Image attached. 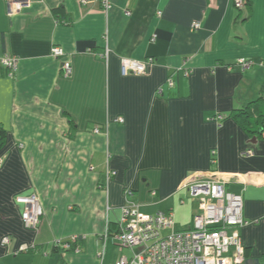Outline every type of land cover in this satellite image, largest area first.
Segmentation results:
<instances>
[{"label":"crops","instance_id":"0c3cea01","mask_svg":"<svg viewBox=\"0 0 264 264\" xmlns=\"http://www.w3.org/2000/svg\"><path fill=\"white\" fill-rule=\"evenodd\" d=\"M109 1L106 12L97 0H32L10 16L0 0V60L18 59L14 78L0 62V264H115L124 250L109 225L125 191L141 212L174 216L189 180L243 195L244 264H264V133L236 116L264 113V0L241 10L236 0ZM60 7L72 24L55 17ZM54 46L67 53L68 77ZM123 59L153 64L126 76ZM240 59L256 65L242 71ZM32 194L44 210L38 231L16 202ZM72 237L81 253L54 251Z\"/></svg>","mask_w":264,"mask_h":264},{"label":"built area","instance_id":"2783aa9c","mask_svg":"<svg viewBox=\"0 0 264 264\" xmlns=\"http://www.w3.org/2000/svg\"><path fill=\"white\" fill-rule=\"evenodd\" d=\"M81 5H87L93 0H79ZM8 14L13 16L31 7L32 0H6ZM106 12L112 5L109 0H97ZM245 0H236L237 9L245 7ZM129 14V13H127ZM161 15V13H159ZM193 28L200 29V23H194ZM51 54L62 61V74L68 77L72 74L71 62L67 53L61 47L54 46ZM8 71V76L14 78L18 69V59L5 56L0 60ZM153 64V59L136 61L123 59L121 62L124 75H145ZM253 61L240 59L236 66L242 71L252 69ZM260 66H264L263 63ZM189 72H185L188 75ZM169 87L174 86L172 80ZM123 122V119H119ZM99 132V131H96ZM215 154V152L213 153ZM252 156L253 151L244 153ZM216 163V162H215ZM2 163L0 162V168ZM111 175L108 174V181ZM192 201L197 206L192 227L186 230H176L172 213H157L145 215L140 207L129 198L133 196L130 189L125 191L126 205L122 208L120 221L115 231H109L115 242L122 249H130L131 256H121L115 264H244L246 262L245 248L242 245L240 230L248 225L244 217V197L227 190V185L221 181H194L184 184ZM155 192L152 193L155 196ZM16 202L23 205L22 222L27 229L38 231L44 210L41 200L36 194L19 197ZM183 203V202H182ZM108 231V232H109ZM110 233L109 236H110ZM107 234V236H108ZM70 243L58 242L64 251L74 250L81 253L82 239L72 237ZM8 239L4 240L7 243ZM27 251L28 248H23ZM103 254L100 255L102 258Z\"/></svg>","mask_w":264,"mask_h":264},{"label":"trees","instance_id":"16d2710c","mask_svg":"<svg viewBox=\"0 0 264 264\" xmlns=\"http://www.w3.org/2000/svg\"><path fill=\"white\" fill-rule=\"evenodd\" d=\"M249 3H247L248 6ZM53 14L55 15L56 18L62 19L61 23L65 25H70L72 22L70 19L67 17L66 12L63 7L57 8L53 11ZM241 113H237V119L241 120V123L244 127L245 130H247L250 134L252 135H262L264 133V113L259 115L258 119H253L249 111H240ZM244 120V121H243ZM7 138L8 134L7 131L0 127V152L4 149L6 143H7ZM116 225L115 224H110V231H115ZM62 245L70 243V240H64L61 241ZM82 242V241H81ZM64 251L60 245H56L54 247V251ZM72 251V250H69Z\"/></svg>","mask_w":264,"mask_h":264},{"label":"rangeland","instance_id":"374dc122","mask_svg":"<svg viewBox=\"0 0 264 264\" xmlns=\"http://www.w3.org/2000/svg\"><path fill=\"white\" fill-rule=\"evenodd\" d=\"M190 195L187 193V196L185 194H183L182 198L186 199L187 203L184 207H180V206H177L176 207H173L175 213H174V222H175V229L176 230H184L186 229L187 227H189L190 223H191V220H192V198L189 197ZM155 207L153 208H147L142 211L143 214L145 215H149V214H154L157 211H155ZM117 244V243H116ZM121 249L122 247H120L118 244H117V250L119 252H121ZM124 250V255L127 256V257H130L131 256V250L130 249H122ZM103 257V256H102ZM120 258V257H119ZM102 260V258H100V261Z\"/></svg>","mask_w":264,"mask_h":264}]
</instances>
